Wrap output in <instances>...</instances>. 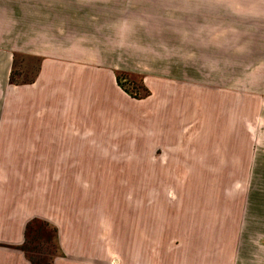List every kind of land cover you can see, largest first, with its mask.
<instances>
[{"label": "crops", "instance_id": "1", "mask_svg": "<svg viewBox=\"0 0 264 264\" xmlns=\"http://www.w3.org/2000/svg\"><path fill=\"white\" fill-rule=\"evenodd\" d=\"M194 1L196 6L202 0ZM230 8L263 10L264 1L241 6L235 1ZM166 20L180 21L171 14ZM18 55L38 62L26 82L11 81ZM186 55L181 46L158 50L128 30L125 0H6L0 10V264H31L21 245L32 218L57 229L60 255L53 264L108 261L110 198L96 195L94 187L136 180L148 150L162 153L153 179L164 171L166 185L193 186V170L236 166L231 136L224 150L214 142L206 151L197 145L206 133L215 135L205 129L199 76L197 84L188 82L200 66H191ZM122 73L141 76L149 94L131 97L117 82ZM135 136L150 139L148 150L130 145ZM223 161L229 165L223 167ZM185 202L182 213L188 215L171 221L172 232L176 228L181 236L179 242L167 239L166 264H264L263 213H249L226 250L221 199H214L213 209L189 195ZM204 213H219L217 225L214 214L215 225L207 228ZM135 233H141L140 226ZM133 244L136 261L142 257L140 238ZM146 251L150 259L156 256L152 241Z\"/></svg>", "mask_w": 264, "mask_h": 264}, {"label": "rangeland", "instance_id": "2", "mask_svg": "<svg viewBox=\"0 0 264 264\" xmlns=\"http://www.w3.org/2000/svg\"><path fill=\"white\" fill-rule=\"evenodd\" d=\"M235 1L241 6L251 0H202L196 6L194 0H125L128 30L135 31L142 42L151 43L158 50L181 46L187 52L190 65L200 66L199 74L191 73L188 82L197 84L199 76L200 85L205 90V129L206 132L211 129L215 137L209 138L206 133L205 137L198 139L197 145L206 151L211 148L210 142H214L224 150L229 140L226 137L231 136L238 153L237 164L232 169L193 170L190 181L196 185H166L169 180H166L164 171L160 176L162 171L159 170L158 179H153L156 167L161 165L156 159L158 162L164 160L162 153H150L148 137H133L130 145H146L148 150L141 155L145 169L138 178L122 179L130 182L127 185L94 187L96 195L108 194L110 198L113 252L103 264H166L167 239L174 236L179 242L177 237L181 236L176 233V228L172 232L171 221L181 222V216L188 215L182 213L188 195L205 209H213L214 199H221V243L226 250L231 249L233 238L238 236L235 230L240 231L249 213H263L264 216V9H231L230 5ZM203 5L207 7L202 8ZM5 8L6 0H0V10ZM170 14L180 21H167ZM178 35H183V42ZM37 64V59L16 56L13 80H30ZM119 78L121 86L131 97H145L147 88L141 82V76L122 73ZM252 149L254 152L251 153ZM228 165L229 162L223 161V167ZM176 173L181 176L183 171ZM156 181L165 184L155 185ZM214 214L217 225L219 213H204L207 228L215 225ZM139 226L141 233L137 234ZM34 235L32 242L27 243L29 254L41 264H50L49 256L54 254L53 264L60 254L53 247L50 227L41 226ZM211 236L206 234L207 239ZM139 238L142 257L135 261L133 243ZM118 239L120 243H117ZM151 241L156 250L152 259L146 255ZM25 254L28 257V253Z\"/></svg>", "mask_w": 264, "mask_h": 264}, {"label": "trees", "instance_id": "3", "mask_svg": "<svg viewBox=\"0 0 264 264\" xmlns=\"http://www.w3.org/2000/svg\"><path fill=\"white\" fill-rule=\"evenodd\" d=\"M11 81H15L13 80L12 78V74H11ZM117 82L118 84L121 86V83H120V78H119V75H117ZM122 87V86H121ZM123 88V87H122ZM124 89V88H123ZM126 91V89H124ZM149 94V91L146 89V93H145V96H147ZM144 97V96H143ZM139 98H142V97H139ZM41 226H44V227H50V232L53 234V247L54 249L58 252L59 251V247H58V244H57V229L53 226H51L47 221L45 220H42V219H38V218H32L30 219L26 225H25V229H24V240H23V243L21 245V249L23 250L24 253H28V259L30 260V263L31 264H41V262H37L35 261V259L29 254V249L27 248V243H30L32 242L31 240L34 239V234L39 231V229L41 228ZM49 239V238H48ZM36 251V250H35ZM26 255V254H25ZM55 255H51L49 256V260H50V264H52V257H54Z\"/></svg>", "mask_w": 264, "mask_h": 264}]
</instances>
